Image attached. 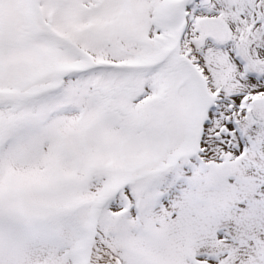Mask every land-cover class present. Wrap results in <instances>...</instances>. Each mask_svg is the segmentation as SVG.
<instances>
[{
  "label": "snow or ice",
  "instance_id": "6c2138e0",
  "mask_svg": "<svg viewBox=\"0 0 264 264\" xmlns=\"http://www.w3.org/2000/svg\"><path fill=\"white\" fill-rule=\"evenodd\" d=\"M0 264H264V0H0Z\"/></svg>",
  "mask_w": 264,
  "mask_h": 264
}]
</instances>
